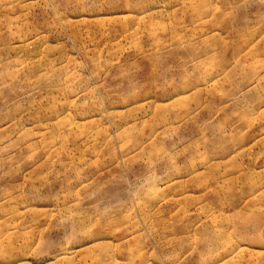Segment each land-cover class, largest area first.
I'll return each mask as SVG.
<instances>
[{"label":"rangeland","instance_id":"obj_1","mask_svg":"<svg viewBox=\"0 0 264 264\" xmlns=\"http://www.w3.org/2000/svg\"><path fill=\"white\" fill-rule=\"evenodd\" d=\"M0 264H264V0H0Z\"/></svg>","mask_w":264,"mask_h":264}]
</instances>
